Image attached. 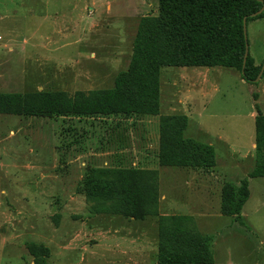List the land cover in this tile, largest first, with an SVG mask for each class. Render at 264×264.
Masks as SVG:
<instances>
[{
	"label": "rangeland",
	"instance_id": "374dc122",
	"mask_svg": "<svg viewBox=\"0 0 264 264\" xmlns=\"http://www.w3.org/2000/svg\"><path fill=\"white\" fill-rule=\"evenodd\" d=\"M159 0H0V93L109 89L128 68L139 21ZM250 54L264 62V17L248 24ZM256 84L224 67L165 66L156 115H14L0 108V264H29L30 242L50 264H154L160 225L193 218L211 237L214 264H264V177L250 178L244 225L223 210V188L256 166ZM256 94V96H255ZM186 115L185 136L214 145L213 167L164 165L161 121ZM92 168L106 179L137 171L148 200L138 214L96 212L82 190Z\"/></svg>",
	"mask_w": 264,
	"mask_h": 264
},
{
	"label": "trees",
	"instance_id": "16d2710c",
	"mask_svg": "<svg viewBox=\"0 0 264 264\" xmlns=\"http://www.w3.org/2000/svg\"><path fill=\"white\" fill-rule=\"evenodd\" d=\"M157 16H143L138 25L128 68L121 70L109 89L91 90L68 97L63 93H0V108L14 115H156L160 110V76L165 66L224 67L239 70L242 79L256 84L264 62L256 64L249 53L244 64L246 37L243 23L252 17L260 0H159ZM264 75V71L262 73ZM256 96V94H255ZM256 166L238 186L223 188V210L244 225L242 212L250 198V178L264 177V111L256 105ZM186 115L161 121L159 160L164 165L213 167L214 145L185 136ZM106 169H89L82 190L92 200L96 212L138 214L148 195L139 183L137 171L122 172L115 179L103 177ZM193 218L176 214L163 219L158 258L154 264H214L211 237L194 233ZM34 259L29 264H50V248L30 242Z\"/></svg>",
	"mask_w": 264,
	"mask_h": 264
},
{
	"label": "water",
	"instance_id": "95a60500",
	"mask_svg": "<svg viewBox=\"0 0 264 264\" xmlns=\"http://www.w3.org/2000/svg\"><path fill=\"white\" fill-rule=\"evenodd\" d=\"M263 2V6L256 12H254L252 14V17H255L257 15H259L260 13H262L264 11V0H260ZM243 29H244V34H245V37H246V50H245V56H244V64L246 62V59L250 53V48H249V40H248V23H247V17L244 18V23H243ZM264 71V65L260 71V73L258 74L257 78L255 79L256 81H258L260 79V77L262 76V73Z\"/></svg>",
	"mask_w": 264,
	"mask_h": 264
},
{
	"label": "crops",
	"instance_id": "0c3cea01",
	"mask_svg": "<svg viewBox=\"0 0 264 264\" xmlns=\"http://www.w3.org/2000/svg\"><path fill=\"white\" fill-rule=\"evenodd\" d=\"M252 116H253V118L255 119L256 114L253 113Z\"/></svg>",
	"mask_w": 264,
	"mask_h": 264
}]
</instances>
